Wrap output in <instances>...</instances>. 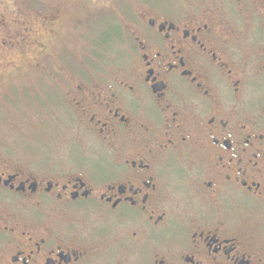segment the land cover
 Wrapping results in <instances>:
<instances>
[{
	"label": "flooded vegetation",
	"instance_id": "af4514ba",
	"mask_svg": "<svg viewBox=\"0 0 264 264\" xmlns=\"http://www.w3.org/2000/svg\"><path fill=\"white\" fill-rule=\"evenodd\" d=\"M135 3L119 68L69 83L101 155L0 167V264H264V14Z\"/></svg>",
	"mask_w": 264,
	"mask_h": 264
},
{
	"label": "rangeland",
	"instance_id": "374dc122",
	"mask_svg": "<svg viewBox=\"0 0 264 264\" xmlns=\"http://www.w3.org/2000/svg\"><path fill=\"white\" fill-rule=\"evenodd\" d=\"M136 1L0 0L2 169L21 171L26 177L32 165H47L41 160L44 156L60 162L63 168L69 165L70 156L102 151L80 110L72 104L73 94L79 98L83 93L73 90L69 83L75 79L76 84L83 85L89 59H99L95 57L99 53L104 54L100 66L105 70L119 68L136 16ZM188 3L199 5L205 15L216 12L232 21L238 35L252 25L258 26L264 14V0ZM251 17L255 20L250 22ZM26 26L29 34L22 42L19 32ZM103 38L108 42L104 52L99 48ZM2 41L7 44L2 45ZM12 61L16 66L10 68L6 64ZM95 66L93 63L92 68ZM74 74L82 77L76 79Z\"/></svg>",
	"mask_w": 264,
	"mask_h": 264
},
{
	"label": "trees",
	"instance_id": "16d2710c",
	"mask_svg": "<svg viewBox=\"0 0 264 264\" xmlns=\"http://www.w3.org/2000/svg\"><path fill=\"white\" fill-rule=\"evenodd\" d=\"M111 35V34H110ZM105 38L107 39V37L105 36ZM102 39V43H99L101 47H99L103 52H104V49H106L105 47L107 46L108 42L107 41H104V39ZM111 38V36H110ZM109 40V39H108ZM98 53V52H97ZM100 55H97L95 57L99 58V59H94V60H99V62H101L102 60H104V54H101L99 53ZM95 64V63H94ZM96 65V64H95Z\"/></svg>",
	"mask_w": 264,
	"mask_h": 264
}]
</instances>
